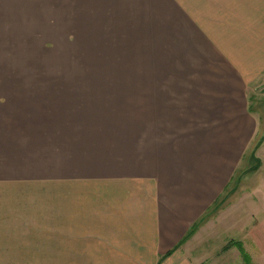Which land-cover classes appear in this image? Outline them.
Listing matches in <instances>:
<instances>
[{"label":"crops","instance_id":"crops-1","mask_svg":"<svg viewBox=\"0 0 264 264\" xmlns=\"http://www.w3.org/2000/svg\"><path fill=\"white\" fill-rule=\"evenodd\" d=\"M29 62L100 70H0V256L217 264L193 242L252 152L264 0H0V65Z\"/></svg>","mask_w":264,"mask_h":264},{"label":"rangeland","instance_id":"rangeland-1","mask_svg":"<svg viewBox=\"0 0 264 264\" xmlns=\"http://www.w3.org/2000/svg\"><path fill=\"white\" fill-rule=\"evenodd\" d=\"M11 67L12 65L10 67L9 65H0V70L25 71L29 75L30 83L35 81L31 78L43 73L83 71L86 70V67H88L87 70H100L98 66L95 67L94 65H72L53 62H29L23 65H13V68ZM251 98V105L256 110V117L259 119V121L257 120L256 135L253 140L251 156L246 154V157L241 158L237 163L234 176L228 188L223 192L222 197L224 199L217 208L206 214L200 233L201 239L193 242L194 246L197 243H203L204 246H208V255L211 258H214L213 256L218 251L215 257L217 259L214 258L217 264H226V260L230 264H247L238 251H234V255L223 254V248H220L221 245L225 244L227 247L232 246L235 240L241 241L243 247L246 248V251L251 257L249 264H264V256L259 253V248L254 245V242L251 243V237L247 234L249 230L242 231L240 224L235 223L236 220L243 219L246 215L245 211L251 208L254 217L253 224L255 222L258 225L264 226V148L257 150L260 143L264 140V88L259 86L253 90L251 92ZM243 201L248 202L246 207H243ZM235 202H240V204H236V208H230L228 206ZM234 210L235 213H233ZM235 218L236 220L233 221ZM3 245L4 241H0V247ZM30 247H35V241H28V248ZM62 258L59 257L58 259ZM28 261L43 264H51L53 262L50 256H38V260L37 257L31 256H0V263H25Z\"/></svg>","mask_w":264,"mask_h":264},{"label":"trees","instance_id":"trees-1","mask_svg":"<svg viewBox=\"0 0 264 264\" xmlns=\"http://www.w3.org/2000/svg\"><path fill=\"white\" fill-rule=\"evenodd\" d=\"M222 196H223V195H222ZM222 196L219 198V200H217V201L215 202V204L213 205V207H212L211 209H209V211H208L207 213L211 212L212 210H214L215 208H217V207L221 204L222 200L224 199V197H222ZM207 213H206V214H207ZM206 214H205L204 217H206ZM234 243H235V246L237 247V249L239 250L241 256L243 257L244 261H245L247 264H249V262H250V258H249V256L247 255V253L243 250L242 246H241L238 242H234Z\"/></svg>","mask_w":264,"mask_h":264}]
</instances>
